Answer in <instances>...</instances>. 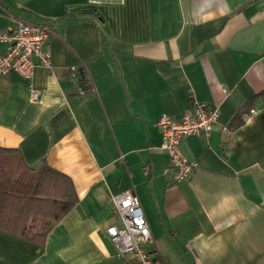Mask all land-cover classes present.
I'll return each instance as SVG.
<instances>
[{
    "label": "crops",
    "instance_id": "obj_1",
    "mask_svg": "<svg viewBox=\"0 0 264 264\" xmlns=\"http://www.w3.org/2000/svg\"><path fill=\"white\" fill-rule=\"evenodd\" d=\"M15 20L52 29V66L0 74V151L77 200L42 244L0 232V264H128L106 234L128 189L157 264H264V0H0V30ZM192 97L219 115L182 137L197 168L176 182L157 122Z\"/></svg>",
    "mask_w": 264,
    "mask_h": 264
},
{
    "label": "built area",
    "instance_id": "obj_2",
    "mask_svg": "<svg viewBox=\"0 0 264 264\" xmlns=\"http://www.w3.org/2000/svg\"><path fill=\"white\" fill-rule=\"evenodd\" d=\"M51 34L53 31L48 25L25 20H15L0 30V41L5 43L4 51L0 52V74L16 71L30 79L36 65L50 69L51 53L45 45ZM29 87L31 98L37 99L38 91L31 83ZM218 115L217 107L195 97L191 98L180 117L160 115L157 122L162 133L160 148L168 155L174 181L188 179L197 168V162L188 160L181 152L179 144L182 137L190 134L208 136ZM144 171L146 173L147 169ZM112 198L120 225L112 224L106 228L109 240L120 254L130 255L128 264H157L155 256L147 249L153 235L137 194L128 189Z\"/></svg>",
    "mask_w": 264,
    "mask_h": 264
},
{
    "label": "trees",
    "instance_id": "obj_3",
    "mask_svg": "<svg viewBox=\"0 0 264 264\" xmlns=\"http://www.w3.org/2000/svg\"><path fill=\"white\" fill-rule=\"evenodd\" d=\"M0 151V232L42 244L75 204L71 178L45 162L37 169ZM155 258V257H154Z\"/></svg>",
    "mask_w": 264,
    "mask_h": 264
},
{
    "label": "water",
    "instance_id": "obj_4",
    "mask_svg": "<svg viewBox=\"0 0 264 264\" xmlns=\"http://www.w3.org/2000/svg\"><path fill=\"white\" fill-rule=\"evenodd\" d=\"M76 74H77L78 77H80L82 73H81L80 70H76Z\"/></svg>",
    "mask_w": 264,
    "mask_h": 264
}]
</instances>
